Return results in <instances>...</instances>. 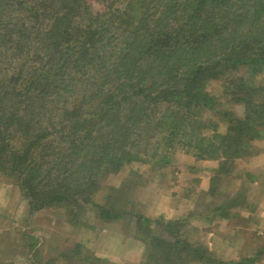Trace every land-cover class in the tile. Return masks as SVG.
I'll list each match as a JSON object with an SVG mask.
<instances>
[{
	"label": "trees",
	"instance_id": "trees-1",
	"mask_svg": "<svg viewBox=\"0 0 264 264\" xmlns=\"http://www.w3.org/2000/svg\"><path fill=\"white\" fill-rule=\"evenodd\" d=\"M91 1L0 0V176L32 212L135 216L144 264H227L186 237L184 220L129 209L127 181L104 183L136 162L168 167L178 150L218 161L221 179L258 154L264 0H94L97 12Z\"/></svg>",
	"mask_w": 264,
	"mask_h": 264
},
{
	"label": "rangeland",
	"instance_id": "rangeland-1",
	"mask_svg": "<svg viewBox=\"0 0 264 264\" xmlns=\"http://www.w3.org/2000/svg\"><path fill=\"white\" fill-rule=\"evenodd\" d=\"M91 4L96 12L100 9L96 1ZM221 82L213 81L208 88L217 97ZM228 107L238 115L244 113L243 106ZM212 121L220 118L212 116ZM256 145L258 154L238 161L224 179L217 174L218 161H198L178 150L168 167L136 162L104 184L119 187L127 181L132 185L126 189L129 209L152 220H184L186 237L219 260L238 264L262 250L254 264H264V190L259 184L253 189L249 181L252 167L264 161V140ZM234 197L242 198L244 206L233 203ZM250 213L263 223L251 226L244 220ZM72 219L65 208L32 212L22 190L0 176V263L144 264L147 249L135 235V216L128 214L107 224L90 207L83 222ZM156 224L154 230L160 233Z\"/></svg>",
	"mask_w": 264,
	"mask_h": 264
},
{
	"label": "crops",
	"instance_id": "crops-1",
	"mask_svg": "<svg viewBox=\"0 0 264 264\" xmlns=\"http://www.w3.org/2000/svg\"><path fill=\"white\" fill-rule=\"evenodd\" d=\"M262 172L264 173V161H263V163L255 165L254 167H252L251 173L254 174V175L249 176V181L253 185V187H254L253 189H257L258 184H259L260 187H262L263 190H264V177H263V179H262V177L260 178ZM243 201L244 200L242 198H240L239 203L241 202L242 206H244V202ZM246 210L243 208V211H246ZM235 212H237V211H235ZM256 212L259 213V209H257ZM238 216H241V214L237 215L235 218H238ZM244 220L248 221L251 226H253V225L256 226V225H258V224H260L262 222V219H258L257 217L255 218L253 213H250V215L248 217H244Z\"/></svg>",
	"mask_w": 264,
	"mask_h": 264
}]
</instances>
